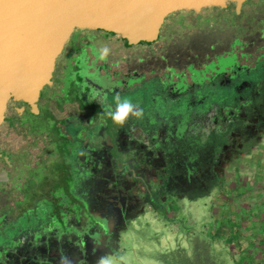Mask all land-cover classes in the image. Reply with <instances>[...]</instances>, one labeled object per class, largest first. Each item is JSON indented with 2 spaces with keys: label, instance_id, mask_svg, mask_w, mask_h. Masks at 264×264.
I'll return each mask as SVG.
<instances>
[{
  "label": "flooded vegetation",
  "instance_id": "1",
  "mask_svg": "<svg viewBox=\"0 0 264 264\" xmlns=\"http://www.w3.org/2000/svg\"><path fill=\"white\" fill-rule=\"evenodd\" d=\"M112 40L95 30L73 33L37 115L6 117L30 137L11 148L0 141L8 157L0 159L8 173L0 216L15 227L0 243V264H89L91 207L102 204L111 181L146 195L176 224L169 194L183 211L205 182L255 167L264 147V0L239 10L230 3L175 11L154 41ZM102 44L110 48L105 58ZM117 95L142 116L116 123L108 113Z\"/></svg>",
  "mask_w": 264,
  "mask_h": 264
},
{
  "label": "water",
  "instance_id": "2",
  "mask_svg": "<svg viewBox=\"0 0 264 264\" xmlns=\"http://www.w3.org/2000/svg\"><path fill=\"white\" fill-rule=\"evenodd\" d=\"M246 0H0V125L9 104L34 115L43 88L53 82L56 60L72 34L98 30L128 43L157 39L165 18L175 11L204 8L237 10ZM0 159L8 164L7 155ZM0 162V180L7 179Z\"/></svg>",
  "mask_w": 264,
  "mask_h": 264
},
{
  "label": "rangeland",
  "instance_id": "3",
  "mask_svg": "<svg viewBox=\"0 0 264 264\" xmlns=\"http://www.w3.org/2000/svg\"><path fill=\"white\" fill-rule=\"evenodd\" d=\"M206 9L204 8L203 11ZM108 35L113 37V43L120 39L117 34ZM64 50L56 60L55 69L60 64ZM114 50L112 52H116ZM45 92L46 88H43L41 99L44 102L46 98ZM24 105L28 112L27 114L32 117L35 116L29 111L25 103ZM15 111V106L9 104L5 111V119L0 125V141L3 147L11 148L30 137V134L25 133L17 124L12 126L7 123L6 117H12ZM62 147L64 148V144ZM31 150L35 154L38 150V145L31 148ZM123 155L127 157L129 150L123 151ZM142 164L148 166L143 162ZM4 170L6 169L4 168ZM246 175L241 172H234V177L236 176L237 179L231 180V177H222L216 183L205 182L203 189L197 193H192L191 197L185 200L187 208L183 209V211L178 210L175 206V194H169L167 197L171 198L172 203H174V214L182 221V223L178 222L176 224H171L169 215L153 211L149 207L152 203H149L150 201L146 195L128 192L122 188L116 190L115 188L118 187L119 182L111 181L110 185L104 188L106 194L103 195L105 200L102 201V204H93L91 207V215L97 220V223H94L96 224L93 229L94 235L92 238L87 236L85 241L84 252L88 256V263L100 264L101 259H108L110 264H178L177 262L174 263V260L176 256H179L182 264H241L239 259L241 252H236L234 259L230 257L228 252L229 246L227 244L232 242V239L229 238L228 240L227 233L232 231V227L230 225L225 226L224 235L219 230L223 240H218L219 244H215V241H213L212 228L214 229L215 226L221 227L225 223H230L234 228L239 227L236 221H226L219 217L220 209L223 208V205L217 203V200L220 194L224 195L232 205L236 201L241 200V192L238 188L244 182L247 183ZM128 176L130 177V185H132L135 182L134 176ZM140 184L143 183L141 182ZM158 208L162 209L161 207ZM3 219L5 218L1 215L0 229L2 233L0 234V243L2 244L13 237L14 232L12 230L15 228L11 225L13 219L5 221ZM228 229L231 231H227ZM234 235L237 237L235 233ZM196 238L210 241L207 240L210 244L209 248L207 247L202 252L203 261H198V263L195 262L197 257L189 253L199 247L195 242ZM258 241L262 244V240ZM251 242H254L257 247V241L251 240ZM179 247L184 248L189 253L190 263H185L186 257L181 254V252H184L179 250ZM250 249L252 251L255 250L253 246H250Z\"/></svg>",
  "mask_w": 264,
  "mask_h": 264
},
{
  "label": "crops",
  "instance_id": "4",
  "mask_svg": "<svg viewBox=\"0 0 264 264\" xmlns=\"http://www.w3.org/2000/svg\"><path fill=\"white\" fill-rule=\"evenodd\" d=\"M95 31L98 32V30ZM250 171L246 175L247 183L244 182L238 188L241 192V200L236 201L234 205L227 199L223 200L219 217L226 221L237 222L239 226L237 230L241 234V237L236 239L237 246L245 241L244 232L250 226L252 238L258 242V255L264 258V147L255 161V167H252ZM258 240H262V244Z\"/></svg>",
  "mask_w": 264,
  "mask_h": 264
},
{
  "label": "trees",
  "instance_id": "5",
  "mask_svg": "<svg viewBox=\"0 0 264 264\" xmlns=\"http://www.w3.org/2000/svg\"><path fill=\"white\" fill-rule=\"evenodd\" d=\"M39 111V110H38ZM37 115V114H35ZM224 220V219H223ZM227 224V225H226ZM230 225L232 227V231L230 229H228L227 231H231L230 233H227L228 236V240L229 238L232 239V242H229L227 245L229 246L228 248V252L231 258H235V253L236 252H241V257L239 258L241 261V264H264V258H260L257 252V247L255 246L254 242H251V240L254 241V239L252 238V233H251V228L250 226L247 227L244 232V239L245 241H243V243H239V245L237 246L236 243V239L241 237V234L239 233V231L237 230V228L233 227L230 223H225V225L223 226H215L214 229L212 228V235L214 236L213 241H215V244L218 243V240H222L221 237V233L219 230L222 231V235H224L225 232V226ZM230 227V228H231ZM234 233L237 235V237H235ZM208 239H203V240H198L196 238L195 242L198 244L196 247V250L189 252L191 255L194 254L195 257H197V259H195V262L198 263V261H203L202 260V252L205 251V249H207V247L209 248L210 244L207 241ZM223 241V240H222ZM219 244V243H218ZM250 246H253V248L255 249L254 251H252V249H250ZM179 250L183 251L184 253L181 252V254H184L186 259H185V263H190V255L189 253H187V251L184 248L179 247ZM252 253H251V252ZM177 262L178 264H182V260L180 259L179 256H176V259L174 260V263Z\"/></svg>",
  "mask_w": 264,
  "mask_h": 264
},
{
  "label": "clouds",
  "instance_id": "6",
  "mask_svg": "<svg viewBox=\"0 0 264 264\" xmlns=\"http://www.w3.org/2000/svg\"><path fill=\"white\" fill-rule=\"evenodd\" d=\"M100 56L105 58L110 53V48L106 44H102L100 47ZM117 103L115 109L109 111L111 118L118 124H124L128 119L129 115L140 117L142 116L143 109H141L137 104H134L130 99H121L119 95L116 97ZM100 264H110L108 259H101Z\"/></svg>",
  "mask_w": 264,
  "mask_h": 264
}]
</instances>
